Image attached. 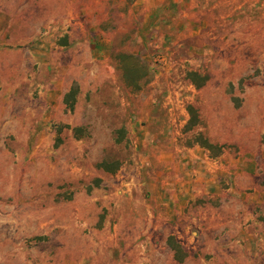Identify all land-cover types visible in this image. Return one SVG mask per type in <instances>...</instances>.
<instances>
[{
	"label": "rangeland",
	"instance_id": "374dc122",
	"mask_svg": "<svg viewBox=\"0 0 264 264\" xmlns=\"http://www.w3.org/2000/svg\"><path fill=\"white\" fill-rule=\"evenodd\" d=\"M0 264H264V0H0Z\"/></svg>",
	"mask_w": 264,
	"mask_h": 264
}]
</instances>
